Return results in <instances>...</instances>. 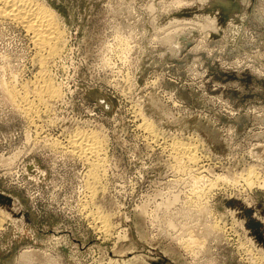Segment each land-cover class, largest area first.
<instances>
[{"label":"rangeland","instance_id":"rangeland-1","mask_svg":"<svg viewBox=\"0 0 264 264\" xmlns=\"http://www.w3.org/2000/svg\"><path fill=\"white\" fill-rule=\"evenodd\" d=\"M30 1L62 37L0 19V264H264V0Z\"/></svg>","mask_w":264,"mask_h":264},{"label":"bare ground","instance_id":"bare-ground-1","mask_svg":"<svg viewBox=\"0 0 264 264\" xmlns=\"http://www.w3.org/2000/svg\"><path fill=\"white\" fill-rule=\"evenodd\" d=\"M212 6L213 5H211L209 8H211ZM0 19L3 21L15 23L21 26L27 32V34L30 33L32 38L31 40L33 41L32 43L36 47L37 53L40 55L41 59H44L47 56H54L56 54L57 49L59 47H57V44L60 43L59 40L62 37V33L60 34L56 23L51 18V14L47 12L41 5H39V2L33 3L30 0H0ZM43 88V94L45 95V97L55 98L56 96H58V90L51 86L49 82L45 81ZM9 93L13 98V91L11 88L9 89ZM38 95L39 94H36V96ZM15 102L19 103L20 105L22 104L23 111H25V113L28 115L30 113L34 115V113L36 112L34 106L32 104H29L31 101L28 102L25 99L21 100V98H17ZM150 126L151 125L149 124L146 125L148 131L149 129H152L150 128ZM94 135L87 133L82 135L78 134L71 137L68 143L70 150L74 151L75 155L78 154L77 156L79 158L81 157L82 159H85L87 162H89L92 168H97L101 161L102 147L99 139H97V137ZM170 150L172 154H174V156L178 158V162L180 164L181 161L183 163H193L195 161V156L193 154L191 146H188L186 144L172 143V145L170 146ZM200 183H202V181ZM210 184L212 185V183ZM195 191L197 192V194H194L198 196L200 192L198 193L197 190ZM201 194L202 191L200 195ZM98 221H100V219ZM99 223L101 224V227H105L104 221H100Z\"/></svg>","mask_w":264,"mask_h":264}]
</instances>
